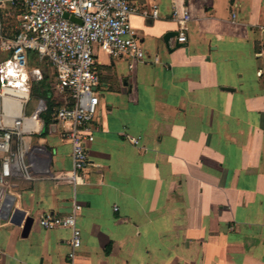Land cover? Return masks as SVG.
<instances>
[{
  "label": "crops",
  "instance_id": "obj_1",
  "mask_svg": "<svg viewBox=\"0 0 264 264\" xmlns=\"http://www.w3.org/2000/svg\"><path fill=\"white\" fill-rule=\"evenodd\" d=\"M131 1L145 59L95 48V138L74 180L60 126L41 113V131L24 136L30 176L0 185V209L12 200L0 264H264V0H156V19L154 0ZM174 3L192 19L188 41L169 48ZM43 71L52 100L69 103ZM75 203L82 246L71 260V229L38 218Z\"/></svg>",
  "mask_w": 264,
  "mask_h": 264
},
{
  "label": "built area",
  "instance_id": "obj_2",
  "mask_svg": "<svg viewBox=\"0 0 264 264\" xmlns=\"http://www.w3.org/2000/svg\"><path fill=\"white\" fill-rule=\"evenodd\" d=\"M136 13L141 12L131 0H0V185H7L20 171L30 176L24 136L41 131L44 104L39 102L29 113L27 106L34 101L33 86L45 77L43 63L51 66L57 87L73 102L52 113V121L72 147L73 169L68 176L74 180L87 167L98 109L95 48L107 46L113 58L144 60L146 53L130 21ZM148 15L158 18L156 0ZM172 17L178 24V42L186 43L192 19L189 10L174 3ZM130 140L136 145L140 142ZM81 208L75 203L68 214L46 212L38 218L44 229H71V260L82 246L77 223Z\"/></svg>",
  "mask_w": 264,
  "mask_h": 264
},
{
  "label": "trees",
  "instance_id": "obj_3",
  "mask_svg": "<svg viewBox=\"0 0 264 264\" xmlns=\"http://www.w3.org/2000/svg\"><path fill=\"white\" fill-rule=\"evenodd\" d=\"M35 60V56L31 58V61L33 62ZM38 64V63H36ZM51 93L50 90V84L47 82V78L44 77V79L38 83H35L33 86L32 91V97L33 99H38L39 102H42L44 104V107L41 111L42 116H44V120L47 125L52 123V113L54 111V108L60 106L59 104L55 103L51 96L49 95ZM69 96V95H68ZM70 98V97H69ZM72 100L70 98L69 103L67 105H72Z\"/></svg>",
  "mask_w": 264,
  "mask_h": 264
},
{
  "label": "water",
  "instance_id": "obj_4",
  "mask_svg": "<svg viewBox=\"0 0 264 264\" xmlns=\"http://www.w3.org/2000/svg\"><path fill=\"white\" fill-rule=\"evenodd\" d=\"M65 17H68V14H65ZM72 20H76L74 17H71ZM174 36H178V32H168L166 33V35L164 36V41L167 45V47L170 48V44H169V39L171 37H174ZM183 43H177L176 44V48L177 47H180L182 46ZM11 196L8 195L6 198H5V201L3 202V204L1 205V214L2 213H6L7 216L10 215V212H11Z\"/></svg>",
  "mask_w": 264,
  "mask_h": 264
},
{
  "label": "rangeland",
  "instance_id": "obj_5",
  "mask_svg": "<svg viewBox=\"0 0 264 264\" xmlns=\"http://www.w3.org/2000/svg\"><path fill=\"white\" fill-rule=\"evenodd\" d=\"M40 66H42L43 69H46V70H47V72L49 73V75H50L51 78H54V76H55V72L53 71V69L51 68V66H50L49 64H47V63H43V64H41ZM33 102H34V101H32V103H33Z\"/></svg>",
  "mask_w": 264,
  "mask_h": 264
}]
</instances>
